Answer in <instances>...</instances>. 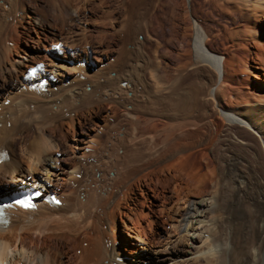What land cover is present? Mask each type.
<instances>
[{"label":"bare ground","instance_id":"obj_1","mask_svg":"<svg viewBox=\"0 0 264 264\" xmlns=\"http://www.w3.org/2000/svg\"><path fill=\"white\" fill-rule=\"evenodd\" d=\"M78 1L0 0V199L39 195L35 210L6 209L0 264H130L117 222L143 242L142 223L157 219L169 229L154 263L264 264V162L258 155L251 172L239 153H214L233 130L264 147V0H224L242 20L222 50L192 27L166 37L180 45L162 52L148 48L150 31L163 28L159 18L190 17L191 0H118V16L103 1V29L73 31ZM36 64L42 71L25 82ZM216 220L227 230L223 255L209 238Z\"/></svg>","mask_w":264,"mask_h":264},{"label":"rangeland","instance_id":"obj_2","mask_svg":"<svg viewBox=\"0 0 264 264\" xmlns=\"http://www.w3.org/2000/svg\"><path fill=\"white\" fill-rule=\"evenodd\" d=\"M103 1H106L107 4L110 3L109 6H111L110 8H112L111 10H116L115 16L119 15V12H118V10H119L118 0H108V1L107 0H82V2H81L82 4L80 2L77 3L80 7L82 5V7H81V9H82L81 10V17H80L81 20L74 21V23H72L73 26H71L70 28L73 27L72 28L73 31L74 30L77 31L79 28H81L84 25H86L88 27H95L96 28L98 26L97 24L99 23V25L101 27L98 26V28H96L95 31L97 29H101L102 26H103L102 25L103 21L99 22V20H103L101 18H103V15L107 12V8L106 7L105 8L104 7H102V8L99 7ZM111 1H112V3H111ZM126 1L132 2V1H135V0H126ZM185 1H189V0H181V4L183 2H185ZM218 2H219V4H218ZM190 3H191V7H193L192 8L193 9V14L190 15V17L186 16L182 20L180 18H178L179 20L176 19L177 23H176L175 19H174L175 22L172 21V19H171L172 17H169L167 19H165L164 17L163 18H159L164 23L163 28H159L158 27V22L155 23V27L156 28H154V30L150 31L149 36H148V37H150V42L146 43L147 45L149 44L148 48L152 47V50H157L156 47L158 46L157 47L158 48V52H162L166 48L165 46H169L168 48L176 51L179 48L178 45H180L179 44L180 42L179 41L177 42L176 41L177 39H176L175 41L170 42L171 45H169L166 42L167 40H165L166 37L169 38V36H176L179 39L181 32H183L184 30H186L187 33H190L191 32L190 30H191L192 27L193 28L194 27L195 28L198 27L199 32L201 33V35H204V34H205L204 36H206V34L213 35L214 39H213V41H211V45H212V47L214 49H217V50H222L223 49V38H224L225 32L228 29H231L233 26H235L234 24H237L238 22H241L242 19H239L240 16L238 14L233 13V12H230V11L228 12L224 8V7L228 6V5H225L226 2L224 0H218V1L217 0H200V1L199 0H193V1L191 0ZM220 3H222L223 5L220 4ZM83 4H84V6H83ZM135 4L133 6L136 7ZM143 6H145V5L143 4ZM221 7H223L224 9H222ZM88 9H91V10H88ZM105 9H106V11H105ZM164 9H165L164 13H167L168 9H166L164 7L161 10H156L154 12V14L157 12V16H154V14H153V17L154 18L161 17L160 15L164 14L162 12ZM83 12H84L85 16H84ZM115 16H114V18H117ZM132 16L134 17L133 19L135 20L136 18H138L137 17L138 13L136 14V12H135L134 15H132ZM97 18H100V19H97ZM114 18H113V20H114ZM86 19H88V21ZM81 21H83V22H81ZM166 21H168V23L174 22V23H172L173 25L177 24L178 25L177 29L179 28L178 32L177 31L175 32V29L173 28L172 24H168V23H166ZM179 21H181V22H179ZM95 22H97V23L95 24ZM107 23L109 24V21H107ZM112 23H110L109 26H112L111 25ZM261 23L264 25V20ZM200 26H201V28L203 30L200 28ZM171 28H173L174 31H173V29L171 30ZM95 31H94V33H96ZM154 31L156 33H158V34H156V33L154 34ZM170 31H171V33H170ZM172 32H173V35H172ZM179 32H180V34H178ZM169 33L171 35H169ZM152 35H153V37H155V35H156V38H153ZM110 37H111V35H109L108 38H110ZM157 37H159L160 39L157 38ZM215 37H217V38H215ZM138 38H139L140 41L143 42V41L146 40L147 37L141 34L140 36H138ZM96 41H98V40L97 39L95 40V38H94L93 42H96ZM152 41L155 44H153ZM157 43L158 44L160 43V44L158 45ZM212 43H214V44H212ZM156 44H157V46L155 47ZM166 44H168V45H166ZM160 45H165V46L164 47L163 46L160 47ZM219 46H220V48H218ZM175 48H177V49H175ZM140 56L142 57V55H140ZM145 58H146L145 56H144V58L142 57V59H145ZM113 59L114 58H111L112 62H113ZM201 79L202 78L199 77V75L196 76V81L198 83L201 81ZM93 121H95V120H93ZM122 123L123 124L121 126L122 127L121 130L127 129V131H128L130 129L131 123L129 121H127V120L123 121ZM127 125L129 127H127ZM125 126H126V128H124ZM87 127L88 128H91V127L93 128L94 127V122L90 121L88 123ZM72 128H74L76 131H78V130L81 131L82 130V127L80 126L79 123H77ZM72 128L68 129V132L71 133V134H69L67 132V136L66 137L69 138V139H70V137H73V133L75 132V130L72 129ZM103 136H102V138L105 139V137H106L105 133H103ZM244 136L245 135L242 134L238 130L224 132L222 135H220L217 143L214 145L215 146L214 147V150H215L214 153H215V155L218 158H222L227 152H233V153H236V154L239 153L238 155L243 157L242 160L244 159L243 160L244 163L246 162L245 163L246 164L245 167H247V170H250L252 172L253 169H252L251 166L255 165V164H256L255 166H257V163H256L257 159L256 158L258 157V155L261 157V160L264 162V147H263L262 143L257 138H255L254 140H251L248 137H246V136L244 137ZM232 139L235 140V142ZM250 152H251V154H250ZM250 163H252V164H250ZM149 198H150V200L153 203H155L157 205L160 203V200L155 198L152 194L149 195ZM207 198H209V197H207ZM156 221L157 222H155V223L149 224V226L146 225L145 223H142L145 226V228H146V229H144V232H143V236H144V241L143 242H140L139 240L134 238V235H135L134 231L126 229L123 226L122 222H117V224L120 225L119 229H118L119 238H120V242H119L120 245H119L118 248H119V250H121L120 253H121V256L123 257V260H125L126 262H129L130 264H158V263H154L155 252L157 250L165 251V245L164 244L167 242V240L165 239L166 238V230L169 229V228L168 227L166 228V225H165L163 220L160 219L158 221V219H157ZM125 222L130 225V222L127 219H125ZM209 228H210V230H209V235H210L209 238H210V240H214L215 241L214 244H215V246L217 248L216 250L220 249L219 251H222L221 255H223L224 254V252H223L224 251V247L226 248V246L228 245V241L226 239L227 235L225 234V233H227V230L225 229V227L221 223V221H217V220L213 221V223L210 225ZM191 234H193V232H191L190 235ZM180 236L185 237V236H187V234L183 232V234L182 233L179 234V237ZM212 237H213V239H212ZM131 240H134L133 241L134 242L133 245L129 244V241H131ZM197 245H199V243H197ZM129 246H130V250L126 251L125 248H128ZM129 252H131V253H129ZM187 255H188V258H190L191 255H189V254H187ZM186 261H185V263L184 262L183 263L184 264H187V263L189 264L190 261L189 260H186Z\"/></svg>","mask_w":264,"mask_h":264}]
</instances>
